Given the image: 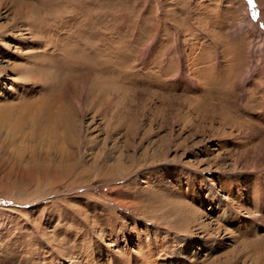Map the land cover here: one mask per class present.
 I'll use <instances>...</instances> for the list:
<instances>
[{"label":"rangeland","instance_id":"obj_1","mask_svg":"<svg viewBox=\"0 0 264 264\" xmlns=\"http://www.w3.org/2000/svg\"><path fill=\"white\" fill-rule=\"evenodd\" d=\"M261 218L264 0H0V264H264Z\"/></svg>","mask_w":264,"mask_h":264},{"label":"bare ground","instance_id":"obj_2","mask_svg":"<svg viewBox=\"0 0 264 264\" xmlns=\"http://www.w3.org/2000/svg\"><path fill=\"white\" fill-rule=\"evenodd\" d=\"M247 23H250V24L253 25V23H251L249 20H247ZM254 69H255V67L252 69V71H254ZM250 73H251V72H250ZM248 77H249V76H248ZM248 77H247V78H248ZM244 82H245V81H242V83H244ZM255 159L257 160V162H258L259 160H261V158H259V157H258V158L256 157ZM256 164H257V163H256ZM262 205H263V204H262ZM262 209H263V208H262ZM261 220H263V218H261ZM263 221H264V220H263ZM243 243H244V242H243ZM241 244H242V243H241ZM245 244H246V243H245ZM182 245H185V244H182ZM188 248H189V247H188ZM187 250H188V249H187ZM218 258L220 259V257H218ZM223 258H224V260H225V262H224L223 264H226V263H228V262L230 261L229 259H230L231 257H230V256H229V257L226 256V257H223ZM249 259H250V258H249ZM215 261H217L216 264H221V263H219L220 261H218V259H215Z\"/></svg>","mask_w":264,"mask_h":264}]
</instances>
